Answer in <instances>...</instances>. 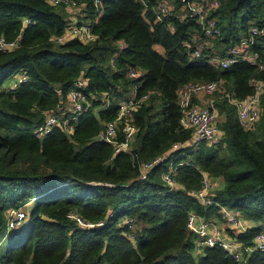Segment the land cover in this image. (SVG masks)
I'll list each match as a JSON object with an SVG mask.
<instances>
[{
  "label": "trees",
  "instance_id": "16d2710c",
  "mask_svg": "<svg viewBox=\"0 0 264 264\" xmlns=\"http://www.w3.org/2000/svg\"><path fill=\"white\" fill-rule=\"evenodd\" d=\"M83 1L94 38L55 42L51 37L67 22L63 4L0 0V35L18 38L17 46L0 51V264H264V249L237 260L220 242L194 255L185 226L189 209L220 215L223 204L252 221L235 233L244 244L264 230V90L260 115L248 129L221 95L249 94L253 78L264 80V69L244 60L225 67L208 60L249 20L264 24V0H218L210 13L220 32L196 56L183 44L196 27L192 17L170 12L156 18L154 0H100L102 11L94 15L91 0ZM170 1L177 10L191 0ZM127 65L141 74L126 75ZM18 71L25 78L5 86ZM80 74L87 78L89 105L69 120L70 133L53 124L34 135L46 111L73 114L64 101ZM210 79L219 83L213 95L220 140L171 150L191 132L179 123L177 88ZM132 84L136 94L148 95L132 111L137 129L130 149L113 152V143L95 134L115 117L117 101ZM166 149L169 154L139 177V162ZM174 154L172 162H180L172 171L176 186H169L160 172ZM203 173L223 181L212 192L214 203L202 204L188 192L199 188ZM28 199L23 221L7 228L8 209ZM69 212L102 223L82 227ZM125 216L134 218L133 229Z\"/></svg>",
  "mask_w": 264,
  "mask_h": 264
},
{
  "label": "built area",
  "instance_id": "2783aa9c",
  "mask_svg": "<svg viewBox=\"0 0 264 264\" xmlns=\"http://www.w3.org/2000/svg\"><path fill=\"white\" fill-rule=\"evenodd\" d=\"M51 3H61L66 8V26L62 32L53 35L51 38L55 42H64L70 38L81 41H87L94 38L95 33L91 29L92 19L86 11V2L83 0H48ZM146 3V0H141ZM151 9L156 18L172 12L177 19L185 16L192 17L196 23L195 29L184 39L183 44L190 48L191 56L199 55L200 50L208 45V38L211 35H218L220 30L217 24L216 16L210 11L218 5V0H191L189 2L181 1L180 7L173 10V4L170 0H154ZM93 13L97 15L102 11L100 0H91ZM68 9L71 11L68 12ZM81 16L80 19L75 15ZM28 19L24 18L23 22ZM18 45V38L7 39L0 35V51L11 49ZM119 47L123 42H118ZM115 52L110 54L109 61H112ZM208 60L218 66H229L237 60H244L254 64L259 69H264V24L249 20L245 30L239 36L229 42L221 54H213ZM126 75L136 77L141 74L140 68L127 65ZM15 76V75H14ZM25 74H17L13 79V86L17 81L23 80ZM252 92L244 97H234L228 92L221 95L226 97L227 101L234 106L235 116L238 123L245 129L252 127L253 123L260 115L259 95L264 90V80L253 78L251 80ZM87 78L80 74L75 77L66 92V100L69 103L71 115H64L46 111L43 119L34 125L32 132L40 136L47 132L53 124L59 125L64 132L71 131L72 125L69 123L75 115L86 109L89 105L88 94L86 90ZM129 94L117 101L115 117L104 122L103 127L98 130L95 137L113 143V152L120 150L128 151L136 132V125L131 121V114L138 103L147 97L148 91L136 94L135 84H132ZM219 87L218 80L210 79L205 81H188L177 88L176 100L180 108L179 123L183 127L191 129L190 136L185 140L183 146L193 147L200 141L208 143H217L221 138V130L217 124V112L214 105L213 95ZM57 90H59L57 88ZM94 96V95H92ZM68 134V133H67ZM119 134V135H118ZM181 146V142L173 144L170 149L175 150ZM165 152L160 153L148 160L139 162V177L157 164L164 156ZM177 155H172V159L160 172V177L164 183L169 186L175 185V179L172 175L174 164L180 162L173 161ZM215 189L214 182L210 175L203 173L199 188L191 189L188 192L200 203L210 204L215 201L212 198V192ZM219 211L224 221L234 229L244 230L243 218L234 210L219 204ZM25 210L20 206L11 207L7 211L6 227L11 228L24 219ZM69 216L74 218L82 227H90L102 223V220L89 221L80 217L76 212H69ZM199 221L194 222L195 218ZM130 229L135 226L134 218L126 216L123 218ZM185 226L192 241V250L198 254L204 246H210L220 242L222 246L234 256L237 260H242L252 249H264V230H258L252 237L251 244H244L239 239H223L219 235V230L214 221L189 209L186 213ZM131 235V234H130ZM194 254V255H195Z\"/></svg>",
  "mask_w": 264,
  "mask_h": 264
},
{
  "label": "crops",
  "instance_id": "0c3cea01",
  "mask_svg": "<svg viewBox=\"0 0 264 264\" xmlns=\"http://www.w3.org/2000/svg\"><path fill=\"white\" fill-rule=\"evenodd\" d=\"M69 11H71V10L68 9V12H69ZM72 14L75 15V17L78 18V19L81 18L80 15L75 14L74 12H72ZM208 40H209L208 43H210V36H209ZM130 89H131V87H129V88L127 89V91H126L124 97H126V96L129 94ZM122 98H123V97H122ZM64 106H65L67 109H69V103H68L67 100L64 101ZM184 142H185V141H184ZM184 142H181V146H183V145L185 144ZM164 152H165L166 155H168V154H169V149L164 150ZM171 159H172V157H169V158L167 159V163H169V161H170ZM210 179H211V180L214 182V184L216 185L215 188H220V187L223 185V181L220 179L219 176H212V175H210ZM175 186H176V183H175ZM219 216H221V214H220ZM206 217L209 218V219H211L212 221L215 222V224H216V226H217V229L219 230V235H220L221 238H223V239H229V238H230V239H235V238H236L235 233H236L237 231H239V229H234V228H232L230 225H228V224L224 221V219L222 218V216H221V218L223 219V221H220V220L218 219L217 215H214V214L209 215V216H206ZM198 221H199V218L196 217V218L194 219V222L197 223ZM243 223H244V225H245V227H246V226H249V224H251L252 221H250V220H248V219H245V220H243ZM229 231H231L232 233H229ZM236 239H237V238H236Z\"/></svg>",
  "mask_w": 264,
  "mask_h": 264
},
{
  "label": "rangeland",
  "instance_id": "374dc122",
  "mask_svg": "<svg viewBox=\"0 0 264 264\" xmlns=\"http://www.w3.org/2000/svg\"><path fill=\"white\" fill-rule=\"evenodd\" d=\"M22 72H16V73H14V74H12V75H10L8 78H6V79H4V81H3V84L6 86V85H11L12 83H13V79L15 78V76L17 75V74H21ZM23 74V73H22ZM15 75V76H14ZM65 133H70V132H68L67 130H66V132ZM214 187H216V185L214 184ZM31 199H28V200H26L24 203H21L19 206L21 207V208H23L24 210H25V208L30 204V201ZM223 205V204H222ZM225 206V205H224ZM226 207V206H225ZM126 217V216H125ZM217 217H218V219L220 220V221H223V219L221 218V216H219V215H217ZM23 221V220H22ZM21 222V221H20ZM137 224H138V222H136ZM18 224V223H17ZM129 237H130V235H129ZM131 239V238H130ZM133 239V238H132ZM3 242V241H2ZM199 250H192V254H195V252H198Z\"/></svg>",
  "mask_w": 264,
  "mask_h": 264
}]
</instances>
